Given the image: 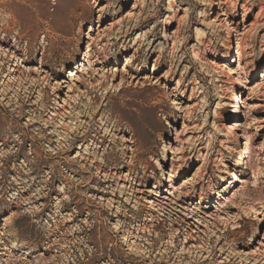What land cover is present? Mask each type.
<instances>
[{"label":"rangeland","instance_id":"374dc122","mask_svg":"<svg viewBox=\"0 0 264 264\" xmlns=\"http://www.w3.org/2000/svg\"><path fill=\"white\" fill-rule=\"evenodd\" d=\"M0 27V264H264V0H0Z\"/></svg>","mask_w":264,"mask_h":264},{"label":"bare ground","instance_id":"6f19581e","mask_svg":"<svg viewBox=\"0 0 264 264\" xmlns=\"http://www.w3.org/2000/svg\"><path fill=\"white\" fill-rule=\"evenodd\" d=\"M223 3V2H222ZM224 11V13H222V14H220V15H225V17H227V10L225 9V10H223ZM218 16V15H217ZM217 18V17H216ZM216 18H214L213 19V23L215 24V25H221L222 24V22L221 21H219L218 19H216ZM10 30V29H9ZM179 29H176L175 30V33L178 31ZM230 31H235L233 28H231V30ZM0 32L3 34V38H6L7 37V29H5V28H2V27H0ZM243 35H244V32H243ZM3 38H0V43H3ZM165 39L166 40H168V42H169V44L171 43V41L172 40H174L175 39V35L174 34H171L170 32H166L165 33ZM240 41H243V37H240L239 38V42H237V50H238V57H239V60H241V59H248L250 62H253V59H254V57H253V55L252 54H250L249 52H247V51H245V48L241 45V42ZM1 46V45H0ZM98 47V44L96 43V40H95V38L94 37H92L90 40H88L87 41V46H86V54H90V53H92V51L94 50V47ZM234 49V46L233 45H228V44H226L225 46H224V50L225 51H227V53L228 54H231L230 52H229V50H233ZM128 49H126L124 52H126ZM166 51V49H162V51L158 54V57H164V52ZM11 58H14V57H12V56H10ZM223 59H224V57H223ZM11 59H8V62H7V66H8V73H5L3 76L5 77V78H11V76H13V78H16V79H18L19 78V76H16V75H13V73L14 72H21V71H19V68H17V69H15V68H13V65L11 64ZM22 62H23V60H22ZM21 62V63H22ZM115 62V58L114 57H109V59H108V61L105 63V64H110V63H114ZM135 63V58H132V57H129V58H127L126 59V63H125V65L123 66V68L121 69V72H122V75H121V83H120V87H119V90H122L123 88H124V86H125V83L127 82V80H124V74H127L128 76H130V78H131V81H133L134 79H136L137 78V76H135V74H133V73H131L132 71H133V68H132V65ZM224 63V62H223ZM223 63L221 64V65H223ZM2 64V63H1ZM21 65V64H20ZM77 64H75V66H76ZM14 66H18V64L16 65H14ZM79 68H80V66L78 65V67H75V69H71L70 71H69V74H68V78L70 77V78H77L78 77V70H79ZM133 79V80H132ZM22 81V80H21ZM62 82H65V81H62ZM70 83L68 84V88H69V91H74V88L72 87V83H73V81H72V79L69 81ZM56 84V83H55ZM57 84H59V82H57ZM90 85H91V83H89ZM178 84H180V81L178 80ZM6 85H7V83H6ZM6 87H9V86H6ZM31 87V86H30ZM29 87V88H30ZM0 96H3V93L1 92V94H0ZM239 102H240V100H239V98L237 97V101L234 103V104H232L231 105V112L229 113V116L225 119V121L226 122H224L223 124H222V128H226V129H228L229 131H228V142H234V141H238V136H240L239 135V133H237L238 132V127H237V124L236 123H233L232 121L234 120V118H235V114L238 112V109H239V107H240V104H239ZM61 107V109L65 112V113H62L61 111H58V110H52V112H51V116H53V117H60V116H62V117H60L61 119L62 118H75V119H77V118H81V117H92V118H94L96 115H97V113L99 112V110H100V108L99 109H97V110H95L94 112H92V113H88L87 112V109L89 108V107H87V109L84 107L83 108V110L82 111H80V113L78 114V113H74V111H73V109L72 110H66L65 109V107L63 106V105H61L60 106ZM71 108H73V107H71ZM108 122V120L106 119L105 121H104V123H103V125H105L106 123ZM63 124V123H62ZM119 125V124H118ZM117 124L116 125H114L115 127H117L118 126ZM58 127H62V128H64V129H66V130H69V127H65L64 125H60V126H58ZM79 128L77 127V128H75V130H78ZM70 133L71 134H74L75 133V131H73V130H71L70 131ZM76 137H77V135L75 136V137H70L71 138V140H70V144L67 146V148H66V150H70V148H71V146H72V143L74 142V140L76 139ZM5 141V140H4ZM3 144V143H2ZM0 145H1V143H0ZM80 149H81V147H79ZM237 152H238V154H239V156H238V158L239 159H243V156H244V150H242L241 148H238L237 149ZM231 164L232 165H227V164H225V166H226V169L228 170L229 168H232V166H236L237 165V162H231ZM158 166H160L161 167V163H158ZM88 168H86V167H81L80 168V170L81 171H88L87 170ZM95 169L96 170H100V169H102L101 168V165H99V164H97L96 165V167H95ZM226 170V172H228ZM161 171H163V168H161ZM170 171L174 174L175 172H179L180 171V169L179 168H177V167H174V166H172L171 167V169H170ZM225 172V173H226ZM176 175V174H175ZM161 179H163V174H162V176H161ZM190 184V183H189ZM194 184H196V183H194ZM184 186H183V182L182 183H180V182H176V181H171V185H170V188H173L174 190H176V189H182ZM183 198H190V193H189V191H185L184 192V195L182 196ZM191 199V198H190ZM147 203H149V208H153L154 209V206L156 205L155 204V201H151V199H149V201H146ZM200 203L202 202L201 200L199 201ZM184 209H187V208H184ZM160 219V218H159ZM68 221V220H67ZM149 221L150 222H152V221H155V218L152 216V218H149ZM151 225H152V223H151ZM143 228H146V226L145 227H143ZM172 238H175V236H172ZM198 239L199 238V240H200V237L199 236H197V237H193L191 234H189L188 233V235L186 236V239H188V240H190V239ZM205 241V243H203V244H201L200 245V243H197V245H196V247H194L195 248V250H197L196 252L197 253H199V257L200 258H202L203 257V253H206V255H205V257H204V259L203 260H206V259H210L211 257H212V254H213V252L215 251V247L214 246H211V247H209V246H207V244H208V242L206 241V240H204ZM147 252V251H146ZM202 253V254H201ZM223 261H220V263H222ZM201 264V263H200Z\"/></svg>","mask_w":264,"mask_h":264}]
</instances>
